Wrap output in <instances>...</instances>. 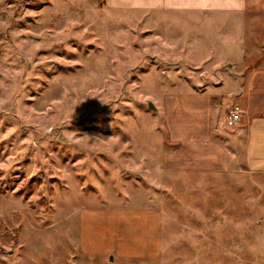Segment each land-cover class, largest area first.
<instances>
[{
	"label": "rangeland",
	"instance_id": "obj_1",
	"mask_svg": "<svg viewBox=\"0 0 264 264\" xmlns=\"http://www.w3.org/2000/svg\"><path fill=\"white\" fill-rule=\"evenodd\" d=\"M238 25L0 0V264H264V172L211 96Z\"/></svg>",
	"mask_w": 264,
	"mask_h": 264
},
{
	"label": "crops",
	"instance_id": "obj_2",
	"mask_svg": "<svg viewBox=\"0 0 264 264\" xmlns=\"http://www.w3.org/2000/svg\"><path fill=\"white\" fill-rule=\"evenodd\" d=\"M107 4L115 9L220 17L232 26L239 24V32L229 28L234 35L239 33L238 59H223L227 68L221 74L224 89L211 96L241 100L235 102L241 109L240 119L222 147L232 155H240L250 170L264 172V0H107ZM212 107L209 102V113ZM209 119L204 143L219 147L221 143L209 137Z\"/></svg>",
	"mask_w": 264,
	"mask_h": 264
},
{
	"label": "built area",
	"instance_id": "obj_3",
	"mask_svg": "<svg viewBox=\"0 0 264 264\" xmlns=\"http://www.w3.org/2000/svg\"><path fill=\"white\" fill-rule=\"evenodd\" d=\"M241 109L237 105H233L226 111V125L229 127L234 126L240 119Z\"/></svg>",
	"mask_w": 264,
	"mask_h": 264
},
{
	"label": "water",
	"instance_id": "obj_4",
	"mask_svg": "<svg viewBox=\"0 0 264 264\" xmlns=\"http://www.w3.org/2000/svg\"><path fill=\"white\" fill-rule=\"evenodd\" d=\"M148 107L154 110V107L151 105V103H148Z\"/></svg>",
	"mask_w": 264,
	"mask_h": 264
}]
</instances>
